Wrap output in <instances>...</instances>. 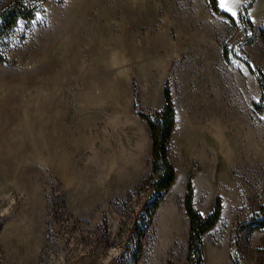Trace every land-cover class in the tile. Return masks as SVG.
<instances>
[{
    "label": "rangeland",
    "instance_id": "rangeland-1",
    "mask_svg": "<svg viewBox=\"0 0 264 264\" xmlns=\"http://www.w3.org/2000/svg\"><path fill=\"white\" fill-rule=\"evenodd\" d=\"M15 3L34 17L0 60V264H187L189 180L227 213L202 264H264V97L247 68L264 75V0H218L233 21L206 0H0V12ZM164 84L176 177L148 217L137 112ZM166 207L184 228L175 249Z\"/></svg>",
    "mask_w": 264,
    "mask_h": 264
},
{
    "label": "trees",
    "instance_id": "trees-1",
    "mask_svg": "<svg viewBox=\"0 0 264 264\" xmlns=\"http://www.w3.org/2000/svg\"><path fill=\"white\" fill-rule=\"evenodd\" d=\"M212 12L226 17L233 21V17L229 13L219 11L217 7L218 0H206ZM249 8V4L242 10L241 14L245 15ZM34 17V10L20 6V4H12L0 12V60L2 53L8 48L9 38L14 31L18 21L30 20ZM249 22V25H252ZM264 28L260 31L263 34ZM264 40V37L263 39ZM224 55V54H223ZM227 59L226 55L224 59ZM247 68L253 73L259 83L261 96L264 97V75L259 69L253 68L248 64ZM175 108L171 99V94L167 85L163 86V106L160 111L142 113L137 112L139 118L145 121L150 131L152 142V158L151 173L145 179L147 184L155 193L156 197L152 206L148 208V217L151 216L156 209L162 193L169 190L175 181L176 172L172 163L170 152V140L175 127ZM184 209L189 222L188 231V256L187 264H202L203 259V235L214 228L220 218L221 202L220 198L216 199L213 211L207 216H202L193 205V187L191 180L187 183L186 193L183 199ZM147 207V205H146ZM253 228H264V206L260 209L259 218L253 223ZM246 227L238 224L236 232ZM143 231H140V235Z\"/></svg>",
    "mask_w": 264,
    "mask_h": 264
},
{
    "label": "crops",
    "instance_id": "crops-1",
    "mask_svg": "<svg viewBox=\"0 0 264 264\" xmlns=\"http://www.w3.org/2000/svg\"><path fill=\"white\" fill-rule=\"evenodd\" d=\"M163 98V97H162ZM162 106H163V100L162 102H160L159 104H157L154 108H150L149 110L151 112H156V111H160L162 109ZM145 127H147L148 129V126L147 124L145 123ZM150 132V131H149ZM173 135L172 134V138H171V143H172V146H173ZM193 188H194V196H193V205L194 207L196 208V210L202 215V216H207L208 214H210L213 209H214V205H215V202L214 204H212L210 201L208 202V204L205 203V200L204 202H202L201 204H199L200 202V193L198 192V190L196 189V185H195V182H193ZM217 197V196H216ZM215 197V198H216ZM222 198V196H220ZM221 205H222V210H221V215H220V218L219 220L217 221V223L215 224L214 228L215 227H221L222 226V223L224 221V217L225 215L227 214L226 213V207L224 206V202H223V198H222V202H221ZM206 206V207H205ZM213 228V229H214Z\"/></svg>",
    "mask_w": 264,
    "mask_h": 264
},
{
    "label": "bare ground",
    "instance_id": "bare-ground-1",
    "mask_svg": "<svg viewBox=\"0 0 264 264\" xmlns=\"http://www.w3.org/2000/svg\"><path fill=\"white\" fill-rule=\"evenodd\" d=\"M52 82V81H51ZM193 134H198L196 132H193ZM196 136V135H195ZM193 138V137H192ZM200 138V137H199ZM199 142V141H198ZM199 144V143H198ZM161 221L162 224L166 223L167 221H172L174 227H170L171 231L173 232V234H171V238L169 239V242H170V245L172 247V249L174 248H177V243H178V236H179V233L180 231H183L184 228L180 226V221H178V217L175 216L171 211H170V207H166L164 208L163 212H162V215H161ZM169 245V244H168ZM167 245V247H169ZM166 248V247H165Z\"/></svg>",
    "mask_w": 264,
    "mask_h": 264
},
{
    "label": "snow or ice",
    "instance_id": "snow-or-ice-1",
    "mask_svg": "<svg viewBox=\"0 0 264 264\" xmlns=\"http://www.w3.org/2000/svg\"><path fill=\"white\" fill-rule=\"evenodd\" d=\"M236 2H239V0H236ZM221 3H223V0H221ZM231 15L235 16L236 13L235 12H232Z\"/></svg>",
    "mask_w": 264,
    "mask_h": 264
}]
</instances>
